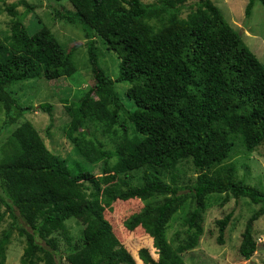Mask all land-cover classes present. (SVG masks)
<instances>
[{
  "label": "trees",
  "instance_id": "16d2710c",
  "mask_svg": "<svg viewBox=\"0 0 264 264\" xmlns=\"http://www.w3.org/2000/svg\"><path fill=\"white\" fill-rule=\"evenodd\" d=\"M55 1L73 7V11L56 12L85 31L94 79L79 101L65 105L71 117L66 135L78 155L91 163L103 160L102 176L71 169L47 147L33 123L21 122L10 132V147L0 158V202L6 207L0 210V222L7 213L11 217L0 235V264H6L15 231L25 237L21 264H138L105 216L116 201L133 199L145 203L125 221V227L129 231L141 227L158 254L154 258L148 248H141L139 259L144 264H187L183 254L200 242L203 211L211 194L259 204L238 250L249 259L257 250L252 224L264 214V191L238 179L233 164L222 163L232 150L234 136L242 135L248 150L264 143V63L213 0ZM255 1H248L247 17ZM9 11L14 12L10 7ZM94 35L121 59L116 79L102 68ZM76 70L71 51L50 28L40 25L31 32L22 16L14 19L9 34L0 32V104L5 126L33 109L19 103L9 89L13 84L36 78L58 80ZM117 82L130 83L127 95L136 105L123 118ZM41 108L51 113L53 105L44 103ZM87 120L104 125V133L115 132L117 125L122 128L125 135L117 143L114 166L109 165L113 154L103 145L93 140L85 145L75 136L88 134L81 131ZM186 157L192 159L197 178L190 188L179 189L162 179L161 170ZM142 167L141 184L120 175ZM159 196L162 199L157 200ZM187 200L193 208L175 244L168 239L169 224ZM231 217L228 213L216 221L220 244ZM70 218L83 226L79 236L70 234ZM55 232L62 235L66 249H61Z\"/></svg>",
  "mask_w": 264,
  "mask_h": 264
},
{
  "label": "rangeland",
  "instance_id": "374dc122",
  "mask_svg": "<svg viewBox=\"0 0 264 264\" xmlns=\"http://www.w3.org/2000/svg\"><path fill=\"white\" fill-rule=\"evenodd\" d=\"M142 1L145 4H156L160 0ZM213 1L221 9L228 23L242 35L244 43L264 63V5L262 2L256 0L250 16L247 17L245 10L249 0ZM9 7L12 8L13 13L9 11ZM56 9L63 12L73 11V7L67 1L0 0V32L2 35L10 33L12 22L18 16H22L24 23L29 26L31 32L36 31L40 25H46L71 51L72 60L77 69L73 75L58 80L48 81L36 78L17 82L9 88L18 98L20 104L32 106L33 109L24 112L16 123L7 127L5 126V110L0 104V158L10 147V143L7 141L10 132L21 122L28 120L38 129L47 147L53 153L65 159L71 169L90 171L95 176L101 177V163L103 160L100 159L95 163H91L78 155L74 149L75 143L67 137L65 131L71 121L65 105L79 101L83 94L90 90L94 84L88 52L89 39L86 37L84 30L66 22L56 12ZM92 41L102 68L111 78L116 79L120 72L121 59L116 53L109 51L98 36L94 35ZM129 87V82L115 83V90L122 97L124 105L125 112L121 114V118L127 117V111L131 113L136 109L134 101L127 95ZM65 99L68 102H64ZM44 103L53 105L51 113L41 108V104ZM90 120H87L86 128L81 130H87L88 134L75 133V136H79L81 143L85 145L92 140L96 144L103 145L104 149L113 154L109 160V165L114 166L118 160L115 153L117 143L125 135L122 128L117 125L114 128L115 132L104 133V125ZM128 127L129 136H132L133 126L130 122H128ZM241 136L233 137L232 150L222 164H233L238 179L264 191V143L253 150H248ZM218 167L219 165L215 166L209 173H212ZM143 172L144 168L142 167L132 171L126 170L120 175L123 177L130 176L132 177V183L141 184ZM161 177L164 181L172 184L173 187L188 189L196 182L197 173L193 167L192 159L186 157L180 159L175 167L162 169ZM159 199H162V197H157V200ZM144 203L140 199L116 201L111 209L105 211V216L111 222L116 235L134 255L138 264H144L139 259L141 248H148L153 257L158 258L156 249L153 247L152 238L141 227L135 231H129L125 227V221L132 214L139 212ZM192 208V202L187 200L170 221L168 239L174 241L175 244H178V237L185 229L183 220ZM258 208L259 204L252 203L248 198L236 199L231 195L227 197L226 194L209 195L206 208L203 211L204 233L198 246L183 254L187 264H264V214L252 224V235L257 244L255 253L249 259H245L238 251L246 224ZM5 209V205L0 202V210L4 211ZM228 213H231L232 217L225 230L223 243L220 244L216 221ZM10 223L11 217L7 213L0 222V235L8 228ZM67 224L72 236L81 234L83 226L78 224L74 218L68 219ZM53 236H58L61 239L62 250L67 248L61 234L55 232ZM24 247L25 237L15 231L7 250L6 264H21L20 258ZM64 262L68 264L66 261Z\"/></svg>",
  "mask_w": 264,
  "mask_h": 264
},
{
  "label": "water",
  "instance_id": "95a60500",
  "mask_svg": "<svg viewBox=\"0 0 264 264\" xmlns=\"http://www.w3.org/2000/svg\"><path fill=\"white\" fill-rule=\"evenodd\" d=\"M259 248V247H258Z\"/></svg>",
  "mask_w": 264,
  "mask_h": 264
}]
</instances>
